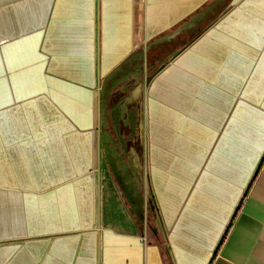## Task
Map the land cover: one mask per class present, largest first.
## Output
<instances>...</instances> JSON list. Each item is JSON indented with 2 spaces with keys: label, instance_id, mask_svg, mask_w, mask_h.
<instances>
[{
  "label": "crops",
  "instance_id": "0c3cea01",
  "mask_svg": "<svg viewBox=\"0 0 264 264\" xmlns=\"http://www.w3.org/2000/svg\"><path fill=\"white\" fill-rule=\"evenodd\" d=\"M212 1L0 0V264H264V0H223L109 100L142 227L98 155V83Z\"/></svg>",
  "mask_w": 264,
  "mask_h": 264
},
{
  "label": "water",
  "instance_id": "95a60500",
  "mask_svg": "<svg viewBox=\"0 0 264 264\" xmlns=\"http://www.w3.org/2000/svg\"><path fill=\"white\" fill-rule=\"evenodd\" d=\"M222 1L223 0H213L212 2L204 5L201 10L188 17L186 21L179 24L178 27L172 30V32L158 36L157 39L148 43V45L142 48L139 52L126 58L127 60L125 63H123V65L134 63V72L132 74H126L115 78L116 71H119L120 69L116 68L110 73L103 83H98L96 86L98 87V126L96 128L99 146L98 155L100 152L103 154L106 164L109 170H111L114 179L118 185L122 186V188L120 187L122 194L129 206L131 205L134 217H136L141 227L144 225V215L147 210L146 201H144L143 196V186L140 184V182H138V180L134 178V176H129V178L125 176L126 170H124L123 165L121 164V161H123V156L118 149L116 139L113 138L112 132L109 129V100L113 94L119 93V95L122 96L123 94L127 93L128 89L132 86H136L137 89L142 91V85L145 80L144 71L153 65L152 62L148 61L149 53L158 45L171 41L172 38L178 36L184 29H187L188 27H191L192 24L199 22L207 13H210L215 8H217ZM118 98L119 97L117 96L115 100ZM129 99L130 98L128 97L124 103L129 101ZM123 105L124 104L120 105L121 109L124 107Z\"/></svg>",
  "mask_w": 264,
  "mask_h": 264
},
{
  "label": "built area",
  "instance_id": "2783aa9c",
  "mask_svg": "<svg viewBox=\"0 0 264 264\" xmlns=\"http://www.w3.org/2000/svg\"><path fill=\"white\" fill-rule=\"evenodd\" d=\"M146 192V187L144 188V193ZM144 217H145V219H146V216L144 215ZM143 239L145 240L146 239V237L145 236H143Z\"/></svg>",
  "mask_w": 264,
  "mask_h": 264
},
{
  "label": "trees",
  "instance_id": "16d2710c",
  "mask_svg": "<svg viewBox=\"0 0 264 264\" xmlns=\"http://www.w3.org/2000/svg\"><path fill=\"white\" fill-rule=\"evenodd\" d=\"M151 211H152V209L150 210V216H151V213H152Z\"/></svg>",
  "mask_w": 264,
  "mask_h": 264
}]
</instances>
